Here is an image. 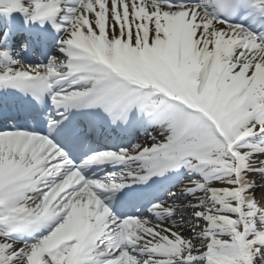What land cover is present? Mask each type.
I'll use <instances>...</instances> for the list:
<instances>
[{"label":"snow or ice","instance_id":"snow-or-ice-1","mask_svg":"<svg viewBox=\"0 0 264 264\" xmlns=\"http://www.w3.org/2000/svg\"><path fill=\"white\" fill-rule=\"evenodd\" d=\"M0 97V264H264V0H0Z\"/></svg>","mask_w":264,"mask_h":264},{"label":"bare ground","instance_id":"bare-ground-1","mask_svg":"<svg viewBox=\"0 0 264 264\" xmlns=\"http://www.w3.org/2000/svg\"><path fill=\"white\" fill-rule=\"evenodd\" d=\"M24 55L27 57V55H26V54H24ZM144 138H145V137H144ZM144 138H142L140 141H142V142H143ZM146 140H148V139H146ZM146 140H144V141H146ZM258 196H259V193H258Z\"/></svg>","mask_w":264,"mask_h":264}]
</instances>
